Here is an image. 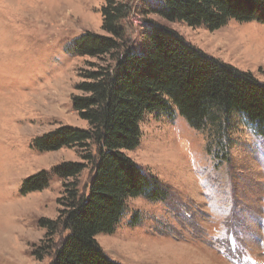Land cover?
Returning <instances> with one entry per match:
<instances>
[{
	"label": "rangeland",
	"instance_id": "374dc122",
	"mask_svg": "<svg viewBox=\"0 0 264 264\" xmlns=\"http://www.w3.org/2000/svg\"><path fill=\"white\" fill-rule=\"evenodd\" d=\"M132 6L123 22L131 48L141 46L146 20L180 33L207 54L251 72L264 82V23L230 20L210 30L156 15L142 16L149 0H123ZM105 0H0V264H48L32 255L45 230L42 217L55 219L62 206L64 180L51 175L48 187L23 193L24 181L50 172L63 161H81L80 149L41 152L33 139L68 125L86 128L73 109L79 72L90 57L73 54L72 41L102 29ZM139 144L126 150L138 165L169 185V202L128 198L115 231L96 236L110 259L123 264H235L229 256H249L264 264V138L248 127L230 132L226 159H217L214 139L193 128L180 114L175 119L145 113ZM254 132V133H253ZM229 136V138H230ZM91 170L78 178L88 191ZM135 212L140 222H129ZM237 236L236 251L219 242ZM62 231L55 240L65 237ZM59 239V240H60Z\"/></svg>",
	"mask_w": 264,
	"mask_h": 264
},
{
	"label": "trees",
	"instance_id": "16d2710c",
	"mask_svg": "<svg viewBox=\"0 0 264 264\" xmlns=\"http://www.w3.org/2000/svg\"><path fill=\"white\" fill-rule=\"evenodd\" d=\"M131 12L128 2L105 0V34L87 31L72 41L73 54L96 59L81 68L78 94L73 95V109L87 127L63 125L33 139L32 145L41 152L82 151L81 161H63L23 183L22 192L28 193L48 187L51 175L64 180L58 199L62 208L55 219L40 218L45 234L32 245L37 260L52 256L48 264H123L109 258L96 236L115 231L128 198L171 201L169 185L125 152L138 146L139 122L145 113L170 120L182 115L214 139L211 151L221 160L226 159L227 140L234 142L230 136L234 127L246 126L264 138L263 81L207 54L153 19L146 20L140 48L132 49L123 23ZM139 13L215 30L230 20L264 23V0H149ZM88 166V191H80L78 178ZM138 216L135 212L129 223L137 225ZM62 231L68 233L60 239ZM231 235L233 240L218 244L228 255L229 250H238L237 236ZM241 254L229 259L249 264V256Z\"/></svg>",
	"mask_w": 264,
	"mask_h": 264
}]
</instances>
